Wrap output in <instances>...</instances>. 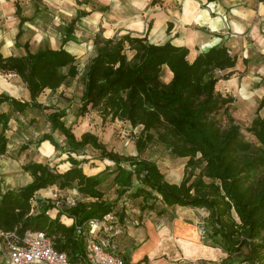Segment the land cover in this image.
<instances>
[{
  "label": "trees",
  "instance_id": "1",
  "mask_svg": "<svg viewBox=\"0 0 264 264\" xmlns=\"http://www.w3.org/2000/svg\"><path fill=\"white\" fill-rule=\"evenodd\" d=\"M15 6L20 14L19 4ZM87 14L77 11L64 28L62 43L72 40L75 22ZM19 19L21 25L28 20L21 16ZM93 44L94 55L82 69L63 46L30 51L24 43L22 55L3 56L0 51V72L14 74L29 91L28 100L0 93V156L7 153L12 143L9 130L13 115L18 118L28 110H37L46 113L49 128L32 142L28 139L19 145V162L30 145L38 148L49 141L60 155L66 154L63 161L70 165L59 171L49 160L30 159L22 162L21 168L29 173L31 181L10 188L0 180V232L17 243L26 231H44L57 251L80 263L86 260V246L76 225L82 226L91 219L102 220L111 213L113 222L123 232L127 223L114 210V203L105 199L99 188V174H86L81 166L86 161L74 156L90 146L99 151V159L115 165L116 197L131 190V197L139 199L137 207L141 214L133 224H141L147 210L156 211L158 219H171L175 209L205 210L210 246L225 254L220 264H264V116L258 113L264 107V97L246 128L255 139L249 141L228 113L234 98L215 89L220 79H228L232 74L218 72L234 67L236 57L224 44H216L189 61L184 46L170 42L153 44L146 36L130 34L112 38L96 35ZM165 67L172 74L168 81L163 76ZM79 75L83 84L77 115L101 107L102 116L127 121L134 128L140 126L134 136L137 154L108 150L90 132L77 138L64 120L63 109L37 101L45 89L56 92ZM220 110L227 113L226 125L216 116ZM16 127L19 129V125ZM55 132L63 136L62 144L55 139ZM154 139L174 156L186 158L184 175L178 183L167 181L154 161L141 156ZM197 167L200 169L195 174ZM134 181L137 186L132 189ZM52 186L61 190L75 188L89 202L79 200L72 206L58 208L54 218L47 214L55 208L51 201L35 211L32 200L36 193ZM61 215L72 218L73 223L65 225L60 221ZM0 241L5 245L4 239Z\"/></svg>",
  "mask_w": 264,
  "mask_h": 264
},
{
  "label": "crops",
  "instance_id": "2",
  "mask_svg": "<svg viewBox=\"0 0 264 264\" xmlns=\"http://www.w3.org/2000/svg\"><path fill=\"white\" fill-rule=\"evenodd\" d=\"M15 3L20 6V14L16 13ZM43 3L47 5L46 0H43ZM75 3L77 8L74 17L61 22L63 34L59 36L60 41L56 47L49 45L51 42H57L56 34L46 35L30 26L38 7L33 10L29 5L28 12L22 13L19 0H0V51L3 56L24 54L23 45L27 43L30 51L44 46L52 49L63 46L75 56L78 63L81 62L79 57L83 55L88 56L87 62L94 55L93 39L96 35L112 38L130 34L137 37L146 36L148 42L153 44L170 42L175 46L186 47L189 61H193L199 53L206 52L213 45L224 44L229 53L236 57V62L234 67L220 71L222 74L231 71L232 74L228 79H220L215 89L224 96L230 93L229 96L243 104L244 107L240 110H247L249 114L252 108L256 111L261 98L264 97V1L82 0ZM35 4L37 6V3ZM78 10L88 14L75 22L72 40L62 43L64 28L76 17ZM20 16L28 18L22 25L19 22ZM31 28L35 29V32H32ZM6 29H9V32H6ZM19 29L21 34L17 38ZM44 42H47V45ZM62 87L56 92L44 90L45 93L51 94V104L56 107V93H59ZM1 92L16 99H29V91L20 79L19 83L0 82ZM37 101L51 105L45 103L43 93L38 96ZM12 129L9 130L12 143L8 145L7 153L0 156V180L10 188H18L31 181V176L19 165V145L23 142L19 140V129L16 126ZM37 135L36 133L34 137ZM29 147L26 151H31V158L36 155L33 160H50L47 158L55 153L49 141L42 142L38 148L32 145ZM13 165L20 169H14ZM22 178L26 180L19 184ZM52 189L53 186L36 193L32 200L37 208L35 211L38 212L45 206V197H49ZM189 211L191 210L185 212ZM57 213L58 210L54 208L47 211L51 218ZM60 221L70 225L74 220L61 215ZM181 226L195 228L196 225L192 218L180 211H175L171 219L165 217L157 219L156 222L152 218H145L139 225L127 223L117 240L120 254L126 256L129 264H220L225 254L219 248L207 247L200 244L199 240L186 238V229L180 230Z\"/></svg>",
  "mask_w": 264,
  "mask_h": 264
},
{
  "label": "rangeland",
  "instance_id": "3",
  "mask_svg": "<svg viewBox=\"0 0 264 264\" xmlns=\"http://www.w3.org/2000/svg\"><path fill=\"white\" fill-rule=\"evenodd\" d=\"M75 1L80 2L82 0H46L47 5H44L43 0H40L37 3V6L33 0H19L22 6V13L28 12L27 10L29 5L33 7V10L38 7V11L34 14V18L30 22V26L46 35H49L50 33L56 34L58 39L57 42L48 43L49 45H56V47L60 41L59 36L61 33L63 34V25L61 22L65 20L67 21L75 15V9L77 8ZM8 30L9 29H6V32ZM32 32H35V29H32ZM44 44L47 45V42H44ZM87 57V55L79 57L78 60L81 61L79 63L81 69L84 66L83 63L86 62ZM218 74H222V72H218ZM163 76L165 81H168L172 76L171 72L166 67L164 68ZM3 81L19 83V78L12 73H1L0 82ZM82 84L83 83L79 75L77 78L70 80L68 85L63 86L59 93H56L57 101L55 102L58 104L57 108L65 111L64 120L68 126L72 127L75 136L78 138L83 132H90L95 134L99 140L106 145L108 150H113L125 155L137 154L134 145V136L140 131V126L134 128L127 121L111 119L110 116H102L101 107L89 109L83 116L77 115ZM43 94L45 95V103L51 104V94L45 92H43ZM225 95H230V93H226ZM239 104L240 103L237 102V100H234L233 103L230 104L228 113L234 118L235 122L239 124L241 132L245 138L249 141H254V137L246 131V128L249 127L251 120L256 116V111L253 108L250 114L247 110L241 111L240 108L242 109L243 104ZM51 105L56 107L54 104ZM239 111H241L242 114H240ZM258 113L259 115L264 114V109H261ZM45 114L46 113L42 111L28 110L23 115H17L18 118L15 117L16 115H13L11 127L19 125V129L21 130L19 131L21 133V137L19 139L20 141L26 142L28 139L31 141L37 139L41 132L49 128L46 122ZM216 116L223 125L227 124V113L220 110ZM10 130L12 131L13 129L10 128ZM36 133L38 135L34 137ZM31 137L33 139H31ZM54 137L60 144L63 143V136L60 133L55 132ZM25 153H27L26 156ZM25 153L22 154V161L20 160L19 162L20 166L22 162L30 159L32 160L31 151H26ZM35 156L36 155L34 154V158ZM74 156L78 160L86 161L81 163L82 169L86 174H99L101 180L99 188L104 192L105 199L114 203V210L118 215H121L122 218L125 219V223H133V221L136 220L137 215L139 213L141 214L139 208L137 207L139 199L131 197L129 194L131 190L119 198L116 197V191L113 185L115 165L107 159H99V151L90 146H86L83 151L79 152L78 155L74 154ZM141 156L154 161L167 181L178 183L182 179L186 158L174 156L165 145L159 143L155 139L148 144ZM65 158L66 154L60 155L59 151H55L54 155L47 159H50L49 163L51 165H56V168L59 171H62L66 167L70 166L68 162L63 161ZM13 167L14 169H20V167L18 168L16 165H13ZM199 169L200 167H197L194 170V173L196 174ZM25 180V178H22L19 184ZM136 186L137 182L134 181L132 189ZM54 194H56L60 200L59 208L67 207L72 201L77 202L79 200H84V202H89L88 199H82L75 188L61 190L58 187L53 186V189L48 195L49 197H45L44 203L46 204V201H51L54 206ZM32 206L34 210L37 209L33 201ZM175 211L176 213L178 211L184 212V214L193 219L196 225L195 228L190 226H181L180 230L186 229V238L199 240L200 244L207 247L211 245L210 240L206 237L209 225L206 220L207 212L205 210L185 212V210L175 209ZM143 214L144 218L153 217V219H158L156 211L152 212L147 210L144 211ZM124 258L126 259V263L129 264L126 256H124Z\"/></svg>",
  "mask_w": 264,
  "mask_h": 264
},
{
  "label": "built area",
  "instance_id": "4",
  "mask_svg": "<svg viewBox=\"0 0 264 264\" xmlns=\"http://www.w3.org/2000/svg\"><path fill=\"white\" fill-rule=\"evenodd\" d=\"M53 199L55 208H59L60 200L56 194ZM74 204L72 201L68 206ZM114 220L110 213L102 220L91 219L82 226H75L77 234L85 240L86 260L82 263L57 251L52 238L44 231H26L17 243L7 240V236L0 232V240H5V245L0 241V264H127L117 243L122 227Z\"/></svg>",
  "mask_w": 264,
  "mask_h": 264
}]
</instances>
